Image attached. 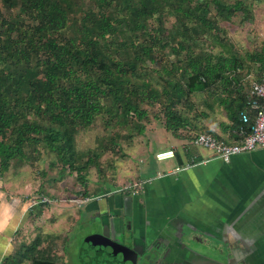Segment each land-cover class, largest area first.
Returning a JSON list of instances; mask_svg holds the SVG:
<instances>
[{"label": "trees", "instance_id": "trees-1", "mask_svg": "<svg viewBox=\"0 0 264 264\" xmlns=\"http://www.w3.org/2000/svg\"><path fill=\"white\" fill-rule=\"evenodd\" d=\"M242 3L253 4L249 0H0V176L12 164L29 161L40 148L54 152L63 169L73 170L75 136L99 118L106 129L117 128L109 143L121 149L119 133L127 129L132 142L151 123L144 103L163 107L164 117L152 120L176 133L188 126L184 110L194 105L192 97L205 93L225 95L220 104L232 113L240 139V131L249 132L255 120L246 107V85L241 81L252 71L259 76L264 70V47L239 57L218 52L214 43L220 44L219 23L241 15ZM169 15L174 22L164 30ZM167 49L173 61L166 58ZM157 76L163 81L161 89ZM244 111L245 124L240 118ZM99 156L89 151L77 169L96 166ZM78 179L84 187L85 177ZM39 244L15 245V253L3 263H24ZM29 264L56 262L41 250Z\"/></svg>", "mask_w": 264, "mask_h": 264}, {"label": "crops", "instance_id": "crops-1", "mask_svg": "<svg viewBox=\"0 0 264 264\" xmlns=\"http://www.w3.org/2000/svg\"><path fill=\"white\" fill-rule=\"evenodd\" d=\"M222 99V95L208 93L194 97V105L184 110L188 126L176 133L167 131L157 121L147 124L142 136L151 139L147 140L150 153L140 161H150V165L140 169L142 176L137 172L127 189L96 195L99 199L86 205L83 217L89 221L96 218L102 199L109 203V211L116 214L124 199L127 212L132 205V216L128 218L132 225L158 235L165 249L170 247L178 252L179 244L187 242L186 237L191 234L215 244L228 243L237 259L247 256L251 264H264V146L224 162L211 151L193 144L200 133L212 134L225 143L239 139L230 117L232 113L220 104ZM156 136L163 139L157 147ZM170 150L174 157L167 160H173V167L162 173L157 166L162 161L154 156ZM185 164L191 167L174 173L176 167ZM14 200L0 194L1 261L15 253L12 239L20 242V234H24L23 228L30 222L25 203L19 205ZM77 226H64L58 232L65 247L73 239ZM90 231L92 236L97 233Z\"/></svg>", "mask_w": 264, "mask_h": 264}, {"label": "rangeland", "instance_id": "rangeland-1", "mask_svg": "<svg viewBox=\"0 0 264 264\" xmlns=\"http://www.w3.org/2000/svg\"><path fill=\"white\" fill-rule=\"evenodd\" d=\"M249 2L253 4L249 6L247 3H242L243 13L241 15L239 14L229 22L219 23L222 29L217 35L220 44L214 43L218 52L225 55L232 52L238 54L239 57H244L246 53L259 52L264 47V0H249ZM0 7H2L1 4ZM11 16L9 21L12 22L14 15ZM166 18L164 30L170 28L174 22L170 15ZM166 55L168 60L173 61L174 56L170 54L169 49ZM159 60L163 64L166 62L162 56ZM154 67L158 68L159 65ZM257 74V71H252L253 76ZM155 78L157 88L161 89L162 79L158 76ZM195 96L198 95L192 97L193 101ZM142 109L148 113V119L152 122L153 116L157 119L164 117V108L159 104L144 103ZM106 125L99 118L90 128L76 134L74 150L77 163L73 170L63 169L60 163L56 162L54 152L40 148L39 152L35 153L29 161L17 166L12 164L7 171L2 172L0 194L9 199L12 198V202L17 199L14 200L16 204L25 203L26 209L30 205L26 212L30 222L26 228H23L24 234H20V242H17V239H12V241L25 248L34 245L36 241L40 243L35 250L29 252L22 264H29L41 250L52 256L56 264H127L124 250L101 236L97 218L89 221L87 217H83L82 213L86 205L96 201L95 197L101 193L126 188L136 179L137 172L138 176H142L140 169L149 166L151 162H143L140 159L147 157V153H150L147 140L151 139H145L140 135L133 138L136 140L131 142L127 137L128 130L126 129L124 133H119L121 139L117 140V144L121 149L118 150L109 143L110 137L117 128L106 129ZM132 135H136V132ZM162 140L161 137L156 136L154 145L157 147ZM154 145L152 144V149ZM89 151L100 155L96 166L91 164L84 170H78L80 164L83 165L86 161ZM157 166L162 173H168L167 171L173 167V160H163ZM79 175L86 179L84 187L78 179ZM83 190L87 192L86 196L82 195ZM86 198L91 200L87 201ZM44 199L51 202L49 204L37 202V200ZM33 201L37 203L34 204ZM72 224L78 225L77 232L65 247V243L61 240L63 237L58 235V232L62 227L67 226L68 228L73 226ZM61 225L63 226L60 228ZM90 230H95L97 233L92 236ZM62 249L63 257H61Z\"/></svg>", "mask_w": 264, "mask_h": 264}, {"label": "water", "instance_id": "water-1", "mask_svg": "<svg viewBox=\"0 0 264 264\" xmlns=\"http://www.w3.org/2000/svg\"><path fill=\"white\" fill-rule=\"evenodd\" d=\"M109 207L106 199L99 201L97 224L105 240L124 250L127 264H251L241 253L237 259L228 243L215 244L191 234L187 235V242L179 244L178 252L170 247L165 249L158 235H152L142 226L136 228L128 220L132 216L131 204L127 212L126 201L122 200L116 214H112Z\"/></svg>", "mask_w": 264, "mask_h": 264}, {"label": "built area", "instance_id": "built-area-1", "mask_svg": "<svg viewBox=\"0 0 264 264\" xmlns=\"http://www.w3.org/2000/svg\"><path fill=\"white\" fill-rule=\"evenodd\" d=\"M246 88V107L255 115L254 123L250 126L249 132L240 131V139L234 143H225L217 140L212 134L200 133L194 137L193 144L207 149L212 152L213 156L224 162H228L234 155L250 152L258 147L264 146V70L259 76L249 75L241 81ZM241 121L248 123V115L246 111L240 113ZM174 157L172 150L156 153L154 158L157 161H163ZM191 164L176 167L174 173L187 170ZM137 186V185H135ZM124 189H127L124 188ZM95 199H99L96 197ZM87 201L91 199H87ZM41 204H49L48 199L37 200ZM37 202H34L36 204ZM83 204V202H81ZM80 204V206H81ZM0 264H4L0 260Z\"/></svg>", "mask_w": 264, "mask_h": 264}, {"label": "bare ground", "instance_id": "bare-ground-1", "mask_svg": "<svg viewBox=\"0 0 264 264\" xmlns=\"http://www.w3.org/2000/svg\"><path fill=\"white\" fill-rule=\"evenodd\" d=\"M124 200V199H123Z\"/></svg>", "mask_w": 264, "mask_h": 264}, {"label": "flooded vegetation", "instance_id": "flooded-vegetation-1", "mask_svg": "<svg viewBox=\"0 0 264 264\" xmlns=\"http://www.w3.org/2000/svg\"><path fill=\"white\" fill-rule=\"evenodd\" d=\"M97 217V216H96Z\"/></svg>", "mask_w": 264, "mask_h": 264}]
</instances>
